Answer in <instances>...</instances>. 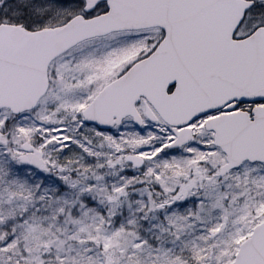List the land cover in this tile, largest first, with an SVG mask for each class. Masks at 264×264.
Returning <instances> with one entry per match:
<instances>
[{"label":"snow or ice","instance_id":"obj_1","mask_svg":"<svg viewBox=\"0 0 264 264\" xmlns=\"http://www.w3.org/2000/svg\"><path fill=\"white\" fill-rule=\"evenodd\" d=\"M0 264H264V0H0Z\"/></svg>","mask_w":264,"mask_h":264}]
</instances>
